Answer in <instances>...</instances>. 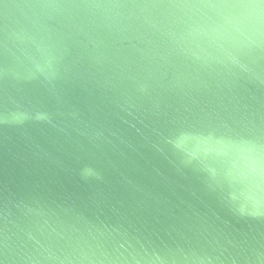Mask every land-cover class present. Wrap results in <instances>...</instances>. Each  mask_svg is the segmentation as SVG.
Returning a JSON list of instances; mask_svg holds the SVG:
<instances>
[{"label": "water", "instance_id": "95a60500", "mask_svg": "<svg viewBox=\"0 0 264 264\" xmlns=\"http://www.w3.org/2000/svg\"><path fill=\"white\" fill-rule=\"evenodd\" d=\"M0 264H264V0H0Z\"/></svg>", "mask_w": 264, "mask_h": 264}]
</instances>
